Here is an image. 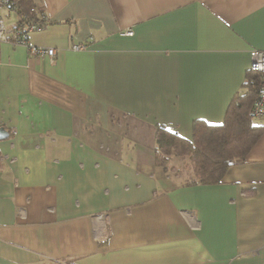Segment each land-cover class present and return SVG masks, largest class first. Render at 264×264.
I'll return each instance as SVG.
<instances>
[{
    "label": "crops",
    "instance_id": "0c3cea01",
    "mask_svg": "<svg viewBox=\"0 0 264 264\" xmlns=\"http://www.w3.org/2000/svg\"><path fill=\"white\" fill-rule=\"evenodd\" d=\"M38 6L29 44L53 58L0 42V264H264V119L217 184L156 160L159 126L192 140L247 91L264 0Z\"/></svg>",
    "mask_w": 264,
    "mask_h": 264
},
{
    "label": "trees",
    "instance_id": "16d2710c",
    "mask_svg": "<svg viewBox=\"0 0 264 264\" xmlns=\"http://www.w3.org/2000/svg\"><path fill=\"white\" fill-rule=\"evenodd\" d=\"M18 14L38 20V0H17ZM39 7V8H38ZM42 12H40L41 14ZM27 17V18H28ZM261 74H248L247 91L232 103L224 122L220 125L195 121L192 140L181 137L176 130L159 126L157 133L156 160L163 167L173 153L189 160L191 184H217L227 171L244 162L252 147L261 137L263 129L254 124L253 102L261 84Z\"/></svg>",
    "mask_w": 264,
    "mask_h": 264
},
{
    "label": "built area",
    "instance_id": "2783aa9c",
    "mask_svg": "<svg viewBox=\"0 0 264 264\" xmlns=\"http://www.w3.org/2000/svg\"><path fill=\"white\" fill-rule=\"evenodd\" d=\"M17 0H0V42H10L14 45L26 46L31 57H51L56 54V49H46L29 44V35L33 31H41L49 24V19L45 14H40L39 19L32 21L26 16L18 14ZM16 15V22L8 25V21ZM132 30L122 33L123 36H133ZM88 48L85 43L75 44L72 49L75 51H83ZM251 73H258L262 75L261 84L258 86L257 95L253 102L252 115L257 119H264V51L254 50L252 53V62L250 65ZM103 226L96 232L95 239L100 242H105L110 229L107 225L109 217L107 215H100Z\"/></svg>",
    "mask_w": 264,
    "mask_h": 264
},
{
    "label": "rangeland",
    "instance_id": "374dc122",
    "mask_svg": "<svg viewBox=\"0 0 264 264\" xmlns=\"http://www.w3.org/2000/svg\"><path fill=\"white\" fill-rule=\"evenodd\" d=\"M13 22L14 18L11 17L8 21V25L12 24ZM172 157H174V160H172ZM168 159V162L164 166L166 173L181 174L182 176L177 179L178 182L182 183L184 181H187L190 177V169H188L189 160L182 159L179 156L175 155V153H173L172 156H169Z\"/></svg>",
    "mask_w": 264,
    "mask_h": 264
},
{
    "label": "water",
    "instance_id": "95a60500",
    "mask_svg": "<svg viewBox=\"0 0 264 264\" xmlns=\"http://www.w3.org/2000/svg\"><path fill=\"white\" fill-rule=\"evenodd\" d=\"M8 136V132L4 128H0V139L6 138Z\"/></svg>",
    "mask_w": 264,
    "mask_h": 264
}]
</instances>
